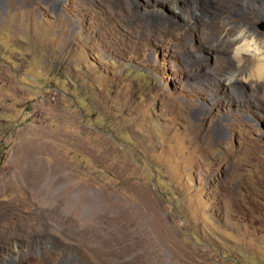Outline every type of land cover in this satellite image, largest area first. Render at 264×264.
<instances>
[{
  "label": "rangeland",
  "instance_id": "374dc122",
  "mask_svg": "<svg viewBox=\"0 0 264 264\" xmlns=\"http://www.w3.org/2000/svg\"><path fill=\"white\" fill-rule=\"evenodd\" d=\"M202 1L0 0V264H264V83Z\"/></svg>",
  "mask_w": 264,
  "mask_h": 264
},
{
  "label": "bare ground",
  "instance_id": "6f19581e",
  "mask_svg": "<svg viewBox=\"0 0 264 264\" xmlns=\"http://www.w3.org/2000/svg\"><path fill=\"white\" fill-rule=\"evenodd\" d=\"M202 3L205 7L202 20L213 21L228 10L231 11L230 16L240 23L236 27L222 28L212 40L217 46L214 49L218 51L229 52L233 49L231 60L237 65L226 69V80L231 83H252L253 79H258L264 83V38L257 36L247 26L252 19H264V0H203Z\"/></svg>",
  "mask_w": 264,
  "mask_h": 264
}]
</instances>
